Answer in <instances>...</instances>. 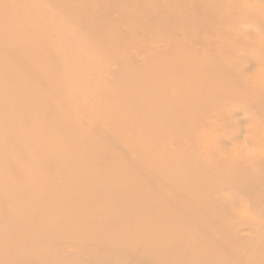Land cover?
<instances>
[{
  "label": "rangeland",
  "instance_id": "1",
  "mask_svg": "<svg viewBox=\"0 0 264 264\" xmlns=\"http://www.w3.org/2000/svg\"><path fill=\"white\" fill-rule=\"evenodd\" d=\"M207 59L224 61L250 84L235 103L207 113L178 114L175 104L190 78L199 81ZM253 83L259 85L257 96L264 98V0H0V264L157 263L140 240L159 230V223L171 226L163 216L173 206L153 197L148 205V193L143 191L147 195L140 199L130 183L148 186L141 175L135 176L146 172L170 192L174 188L166 176L173 174L180 153L201 158L211 171L225 172L215 183L206 177L210 200L216 197L224 209L218 207L221 211L214 214L210 205V217L202 223L216 235V228L224 230L226 253L218 260L215 242L208 260L199 264H264V110L244 101L254 92ZM160 107L165 111L158 113ZM133 114L148 117L155 128L154 116L168 117L171 125L142 142V133L128 128L127 116ZM179 119L185 126L180 130ZM241 143L260 154L247 155ZM233 148L238 156L230 154ZM122 149L138 157L135 167ZM238 176L252 180L245 183ZM125 194L132 200L113 203ZM121 209V214L128 209L129 214H120L124 218L118 216ZM242 209L248 214L241 215ZM114 210L113 221H118L112 224ZM184 213L174 215L181 221L175 228L188 225L181 227L190 236L182 238L186 250L193 242L202 246L205 241L190 232L192 218ZM196 220L203 218L196 214ZM162 226L164 234L184 233ZM76 230L82 234L78 238ZM190 249L196 252L194 246ZM174 253L159 264H185L196 256Z\"/></svg>",
  "mask_w": 264,
  "mask_h": 264
},
{
  "label": "bare ground",
  "instance_id": "2",
  "mask_svg": "<svg viewBox=\"0 0 264 264\" xmlns=\"http://www.w3.org/2000/svg\"><path fill=\"white\" fill-rule=\"evenodd\" d=\"M196 11V10H195ZM211 11H212V9H210V11H208V13H209V15H210V17L211 16H214L213 14H211ZM199 13V12H198ZM175 20H176V22L177 23H179V21H178V19H180V17H175L174 18ZM192 24V23H191ZM95 26V25H94ZM201 26V25H200ZM251 36V33L250 32H248L247 33V37L249 38ZM238 42H241L240 40L238 41ZM245 42H247V44L249 45V44H251L252 42H251V40L250 39H247V40H245ZM167 43V42H166ZM191 45V44H190ZM162 53V52H161ZM182 53V52H181ZM164 56V55H163ZM188 57V56H187ZM181 59V58H180ZM193 60V59H192ZM203 60V59H202ZM168 62V61H167ZM185 63V62H184ZM197 65H195L194 67H196ZM251 66V65H250ZM188 67V66H187ZM200 67V66H199ZM201 69L203 70V74L200 76V79H199V81H196V80H194L193 79V77L192 78H190L189 76H187V78L189 79L190 78V82H191V84L189 85V87L186 89V90H184L183 91V88L181 89V92H182V94H183V97H182V99H181V101H180V103L178 104H175L176 105V107H175V110L177 111V113L178 114H182V113H184V112H186V111H195V110H201L202 111V113L203 112H205V113H207L208 112V110L210 111V109L211 108H215V107H217V106H220V105H227V104H229L230 102H232V103H235V101H234V99H238L239 98V96L241 95V91L244 89V87L245 86H247V85H249L250 84V80L248 79V78H246V76H242L241 74H238L236 71H231L230 69H229V65H226L225 63H224V61H222V60H215V61H212V60H210V59H207L206 60V62L203 64V66L201 67ZM143 74H141V75H139V77H144V76H142ZM190 75V74H189ZM196 79V78H195ZM220 83V84H219ZM160 87V86H159ZM146 89V88H145ZM251 89H253L254 90V92L253 93H250L247 97H245L244 98V101H251V102H253L252 103V105L254 106V107H256V108H259V109H261V110H264V98H261V97H258L257 95H258V93H260V91H259V85H257V84H251ZM255 92H257L256 94H255ZM156 92H154V94H155ZM159 97H160V94H159ZM124 100V99H123ZM64 101V100H63ZM68 101V100H67ZM65 102V101H64ZM62 103V102H61ZM162 103H164V102H162ZM126 104V103H125ZM124 104V105H125ZM69 105V104H68ZM160 105H162L161 103H160V101H158V105L157 106H160ZM70 106V105H69ZM149 107V106H148ZM150 108H152V107H150ZM77 109V108H76ZM76 111V110H75ZM82 111V110H81ZM154 111L156 112V110L154 109ZM160 111H165V107H160L159 109H158V113H160ZM166 111H168V110H166ZM121 114V113H120ZM76 115V114H75ZM122 115V114H121ZM134 115V114H133ZM71 116V115H70ZM77 116V115H76ZM134 116H136V115H134ZM148 116H149V114H148ZM73 117V116H72ZM73 118H75L74 119V121H76L77 119H79V117L77 118V117H73ZM72 118V119H73ZM160 118V119H159ZM159 118H156L155 116H154V121H157L156 122V126H158L159 125V127H153L152 126V124L150 123L151 121L149 120V118L148 117H146V116H139V117H131V116H127V120L128 121H130V123L128 124V128H129V130H135V131H140L141 133H142V142L144 141V139H148L150 136H152V135H155L156 134V132L158 131V129L159 128H161V127H163L162 129H164V127H169L170 125H171V120H169L168 119V117H159ZM155 119H157V120H155ZM116 119L114 118V121H115ZM72 121V120H71ZM78 121V120H77ZM79 121H80V119H79ZM114 121H112V122H114ZM118 121V120H117ZM121 121H122V119H121ZM110 122V121H109ZM72 123V122H71ZM76 123H78V122H76ZM75 123V124H76ZM111 123V122H110ZM115 123H117V122H114V124ZM74 123H72V125H73ZM111 124H113V123H111ZM114 126V125H113ZM71 127V126H70ZM69 127V129H71ZM185 126H184V124L181 122V119H179L178 120V124H177V129H183ZM127 129V128H126ZM154 129V130H153ZM157 129V130H156ZM154 131V132H153ZM127 135H129L128 133H126ZM74 135H76V133L74 134ZM73 135V136H74ZM16 137V136H15ZM64 137H65V134H64ZM63 137V138H64ZM175 145V144H174ZM111 147V146H110ZM132 148V147H131ZM110 149V148H109ZM117 150V149H116ZM115 150V151H116ZM122 151L125 153V155L127 154L129 157L128 158H130L131 160H130V164H132V166H136V164L135 163H139V159H138V157H136V158H133L132 156H130V149H122ZM116 152H119L120 153V151L119 150H117ZM64 153H66V152H64ZM90 154H92V153H90ZM121 154H123V153H121ZM143 155V154H142ZM66 156V155H65ZM123 156V155H122ZM189 156V155H188ZM63 158V157H62ZM162 160V159H161ZM133 161H135V162H133ZM172 166H173V168H174V172H173V174L169 177V176H166V178H167V183L166 184H168L169 185V187L170 188H174V189H171V191L170 192H168V191H164V189H163V185H160L161 183L159 182V181H154V182H152L151 181V176H150V178L148 177V175L146 174V172L145 173H141V172H138V174L137 175H135V176H138V175H141L142 177H143V180L144 181H146V184H148V186H146V187H140L138 184H137V181L136 182H131L130 183V186H131V190L132 191H134V193L135 194H137V196L138 197H140V199L142 198L143 199V197H146V195L147 194H144V193H142L143 191H145V192H147L148 193V195H147V197L148 198H150V201H149V199H146L147 200V204L148 205H150V202H152L153 200H154V198H157V199H155V200H159L160 198L161 199H163V200H165V201H167L166 203H167V205H172L173 206V209H167V210H165V212L169 215V216H167L166 217V219H164V216H166V215H164L163 216V214H162V216H163V220H166V221H168L169 220V224L171 223V226H169V225H164V226H162L163 224H165V221H164V223L162 224H160L159 223V225H158V229L159 230H157V231H155L153 228H156V227H151V226H149V227H151L153 230L152 231H154L152 234H151V228H150V230H149V232H150V234L148 235V234H145L146 236H142L141 237V239L142 240H140L141 242H142V244H141V246L142 247H144V248H146V250L147 251H149V252H152V254H149L148 256H152L153 254L154 255H156V257H153L152 258V260H154V261H158L157 263H155V264H159V261L161 260L162 262H163V259H164V261H165V256H167V255H170V254H168V253H170V252H175L174 253V255L175 256H177V255H185L184 254V252L185 253H189V252H194L195 253V258L194 259H199V261H198V263L197 264H199V263H202V262H205V261H207L208 260V256H210V254H209V251H212L213 252V250H211V244H213V243H215L216 242V247L218 248V249H216L217 251H219V254H221V255H218V260H219V258L220 257H222V256H224L223 254L224 253H226V251L225 250H223L224 249V246L225 247H227L226 245H224L223 244V240H224V230H222V228L220 229V228H216L217 230L215 231V232H217V231H219V235H216V234H214V233H212V232H210L208 229H209V227H208V224H205V223H202V222H205L206 220H208L209 219V217H210V205L212 206V208L214 209V214H216L217 213V211H221L220 209H218V207L219 208H221V209H224V208H222L220 205H222L220 202H219V200L215 197L214 198V200L212 201V200H210L212 197L210 196V192H208L209 191V187L207 186V181H205L206 180V177H208V176H212L213 178H215V179H213V183H215V180H217V179H219V178H221V174H224L225 172L222 170L223 168H220L221 170H219V171H211L209 168H207L206 166H203V164H202V159L201 158H198V157H194V156H190V157H186L185 156V153H180L178 156H176V164H175V166L172 164ZM166 167V166H165ZM170 168H171V166H170ZM210 171V172H209ZM136 172V171H135ZM124 177V176H123ZM237 178H241L240 180L241 181H243V182H245V183H248V182H250L252 179H251V177H245V176H238ZM122 179V178H121ZM125 180V179H124ZM122 181H123V179H122ZM171 183H170V182ZM227 180H225V179H223L222 180V183H225ZM230 183V182H229ZM231 183H234V181L233 182H231ZM237 184V183H236ZM251 184V183H250ZM165 185V184H164ZM117 186V185H116ZM115 186V187H116ZM157 186V187H156ZM239 186V185H238ZM114 187V189H116ZM124 187H126V184H125V186ZM141 188V190L140 191H135L134 189H136V188H138V189H140ZM160 187V188H159ZM222 187H227V186H222ZM240 187V186H239ZM243 187V186H242ZM127 188H128V186H127ZM132 188H134V189H132ZM155 188V189H154ZM112 189H113V187H112ZM113 189V190H114ZM119 189V188H118ZM129 189H130V187H129ZM207 189H208V191H207ZM117 190V189H116ZM115 190V191H116ZM123 190H125V188L123 189ZM158 191L156 194L157 195H154L153 194V192L154 191ZM72 191V190H71ZM127 191H128V189H127ZM151 191H153L152 193H150ZM191 191H193V193H194V195H192L190 192ZM120 192V191H119ZM125 192V191H124ZM113 193H114V191H113ZM116 193H117V191H116ZM121 193V192H120ZM119 193V194H120ZM131 192H129V194H130ZM131 194L132 195V198H134V196H135V198H138V197H136V195L135 194ZM206 193V194H205ZM121 194H124L123 192L121 193ZM128 194V193H127ZM127 194H125L126 196H124V195H121V197L122 198H118L117 200H116V202H113V203H120V204H124V203H128L129 201L127 200V199H131V197L130 198H124V197H128V195ZM134 195V196H133ZM115 196V195H114ZM120 197V196H119ZM152 197H153V200H151L152 199ZM132 200V199H131ZM134 200V199H133ZM146 200H142V202H144L145 203V201ZM138 200H136V202H137ZM139 201H141V200H139ZM153 204V203H152ZM155 204V203H154ZM114 205V204H113ZM120 206V205H119ZM155 206V205H154ZM128 207V206H127ZM148 207V206H147ZM146 207V208H147ZM116 208V207H115ZM120 208H121V206H120ZM123 208H124V206H123ZM145 208V207H144ZM143 208V209H144ZM145 208V209H146ZM150 208H151V206H150ZM164 208V207H163ZM172 208V207H171ZM181 208L187 215H189L192 219H191V222H193V225H194V223H195V225L193 226L192 225V229H191V231L190 232H192V234H194L195 235V237L197 238V239H200V237L201 238H203V241H205L203 244H202V246H201V244L199 245L197 242H193L192 244H190V245H192L191 247H188V249L189 250H186L187 248V246H186V242H185V240L188 238L189 239V237H186L187 235L185 234V232L186 231H184L183 230V228H181V227H184L185 225H181V227L179 228V227H177V228H175V226H178L177 224L178 223H180L181 221H179L178 220V218H176L175 216L176 215H174V213L175 212H180V213H184L183 211H181V210H179V209ZM144 209V210H145ZM147 209H149V207L147 208ZM166 209V208H165ZM228 209H229V205H228ZM128 210V209H127ZM126 209L124 210V212L125 211H127ZM142 210V209H141ZM160 210V209H159ZM154 211V212H160V211ZM122 211V209L120 210V211H118L119 212V214H118V212H115V210L113 211V212H115V214L117 213L118 214V216H120L121 218H124V217H126V214L128 213L129 214V212H125L126 214L124 215V217H122L121 215H123V213L121 214L120 212ZM134 211H136V210H134ZM133 211V212H134ZM146 212H150V211H147V210H145ZM133 212H130L131 214L133 213ZM152 212V211H151ZM230 212V211H229ZM72 213H74V212H72ZM71 213V214H72ZM142 214H144V212L142 211L141 212ZM147 213V214H148ZM185 213H184V215H185ZM231 213H232V211H231ZM113 215V218H111V222H112V224H113V220H114V218H117V214L116 215ZM121 214V215H120ZM130 214V215H131ZM134 214V213H133ZM132 214V215H133ZM135 214L137 215V213L135 212ZM134 214V216H136ZM146 214V213H145ZM151 214V213H150ZM159 214V213H158ZM196 214H198L201 218H203V220H201V221H197L196 220ZM61 215V214H60ZM59 215V216H60ZM153 215V214H152ZM232 215V214H231ZM72 216V215H71ZM133 216V217H134ZM147 216V215H146ZM151 216V215H150ZM154 216V218H155V215H153ZM180 216V215H179ZM61 217V216H60ZM138 217V216H137ZM156 217H158L157 215H156ZM181 217V216H180ZM213 217V216H212ZM129 218H131L132 219V217L130 216ZM135 219H136V217H134ZM186 218V217H185ZM147 219H150V217L149 218H147ZM221 219H223V217H221ZM55 220V219H54ZM54 220H53V222H54ZM116 220L117 219H115V222L114 223H116ZM122 220V219H121ZM133 220V222L135 221L134 219H132ZM146 220V219H145ZM110 221V220H109ZM118 221V220H117ZM122 221H124V219L122 220ZM147 221V220H146ZM161 221V220H160ZM183 221H186L185 219L183 220ZM190 221V220H189ZM211 221H214V219L212 218L211 219ZM55 222H57V220H55ZM111 222H109V223H111ZM127 222H129V221H127ZM127 222H125L126 224H128L129 225V223H127ZM133 222H131L132 224H133ZM154 222H156V221H154ZM158 222V221H157ZM61 223V222H60ZM119 223H121L120 222V220H119ZM118 223V224H119ZM124 223V222H123ZM135 224H136V221L134 222ZM149 223H151V222H149ZM167 223V222H166ZM183 223V222H182ZM185 223V222H184ZM188 223V222H187ZM62 224H63V221H62ZM65 224H66V222H65ZM51 225H53V223H51ZM127 225V226H128ZM152 225V224H151ZM153 225H157V224H153ZM98 226V225H97ZM130 226V225H129ZM134 226V229H135V225H132V227ZM160 226H162L161 228H163V227H165V228H168V226L170 227V228H174V229H177V231L178 232H176V230L175 231H173V232H176L177 234L179 233V231L182 233L183 231H184V233L183 234H180V235H176V234H174L173 233V235L172 234H168V233H166V234H164L163 232H161V231H164L165 229H160ZM68 227H72V225L70 226V224H69V226ZM125 227V226H124ZM132 227H131V229H132ZM186 228H188V225L187 226H185ZM189 227H191L190 225H189ZM95 228V226L93 227V228H91V229H94ZM145 228V227H144ZM214 228V227H213ZM77 229V228H76ZM90 229V230H91ZM97 229H98V227H97ZM108 228L106 227V230H107ZM111 229V228H110ZM125 229V228H124ZM123 229V230H124ZM126 229H128V227L126 228ZM139 229H140V227H139ZM143 229V228H142ZM172 229H169V232L170 231H172ZM173 229V230H174ZM181 229V230H180ZM66 230V229H65ZM64 230V231H65ZM68 230H69V228H68ZM70 230H72L73 231V229L72 228H70ZM69 230V231H70ZM80 230V229H79ZM78 230V231H79ZM99 230H100V228H99ZM109 230V229H108ZM107 230V232H109ZM130 230V229H129ZM133 230V229H132ZM131 230V231H132ZM161 230V231H160ZM183 230V231H182ZM214 230V229H213ZM72 231L70 232L71 233V235H74V234H72ZM119 231H121L120 229H119ZM118 231V232H119ZM139 231H141V230H139ZM143 231V230H142ZM166 231V230H165ZM76 232H77V230L74 232L75 234H76ZM123 232V231H122ZM137 232V231H136ZM145 232V231H144ZM147 232V231H146ZM149 232H147V233H149ZM167 232V231H166ZM66 234H68V231L67 232H65ZM143 233V232H142ZM172 233V232H171ZM187 234L189 233L188 232V229H187V232H186ZM62 234H64V232L62 233ZM61 233H60V235H62ZM78 235H80L79 233H77ZM77 234L75 235L77 238H78V236H77ZM103 234H105V233H103ZM103 234H102V236H103ZM108 234H110V232L108 233ZM119 234V233H118ZM130 234H132V233H130ZM130 234H125V235H130ZM169 236H168V235ZM42 235H44V234H42ZM82 235V234H81ZM80 235V236H81ZM119 235H121V234H119ZM135 235V234H134ZM139 235H140V233H139ZM138 234H137V236H139ZM143 235H144V233H143ZM166 235V236H165ZM170 235H172L171 237H170ZM176 235V236H175ZM86 236V235H85ZM99 236H100V234H99ZM108 236H110V235H108ZM107 236V237H108ZM118 236V235H117ZM136 236V237H137ZM45 237V236H44ZM67 238H68V236H66ZM105 237V236H104ZM104 237H103V239H104ZM126 238H124V240L125 239H128L127 238V236H125ZM129 237V236H128ZM133 237V236H132ZM131 237V238H132ZM166 237H169L168 239H166ZM184 237H186V239L185 240H182V238H184ZM192 237V236H191ZM85 238V237H84ZM86 238H88V236L86 237ZM99 238V237H98ZM106 238V237H105ZM108 238H110V237H108ZM108 238L106 239V240H108ZM112 238V237H111ZM110 238V239H111ZM114 238V237H113ZM121 238V237H120ZM138 238V237H137ZM89 239V238H88ZM102 239V240H103ZM109 239V240H110ZM140 239V238H139ZM194 239V238H193ZM81 240H84V239H81ZM90 240V239H89ZM96 240V239H95ZM111 240H113V239H111ZM166 240V241H165ZM79 241V240H78ZM97 241H98V239H97ZM101 241V240H100ZM117 241H119V240H117ZM122 241H123V237H122ZM182 241H184L185 243H183ZM6 241H4V243H5ZM83 242V241H82ZM105 242V241H104ZM113 242H116L115 241V238H114V240H113ZM113 242H111L110 241V243L111 244H113ZM124 242H127L126 240L124 241ZM79 243V242H78ZM89 243V242H88ZM94 245H95V243L94 242H92ZM118 243V242H117ZM119 243H120V241H119ZM131 243V242H130ZM35 244H36V241H35ZM77 244V243H76ZM87 244V243H86ZM91 244V243H90ZM89 244V245H90ZM97 245H98V243H96ZM127 243H124V245H126ZM187 244H188V242H187ZM196 244V245H195ZM94 245H92V246H94ZM116 245V244H115ZM130 245L131 244H129V246H127V247H130ZM133 245V244H132ZM131 245V246H132ZM139 245H140V243H139ZM182 245V246H181ZM190 245H188V246H190ZM104 246V247H103ZM108 246V245H107ZM106 245H102V248H106L107 247ZM112 245H110L109 247H111ZM122 246V245H121ZM194 246V250H196V252L195 251H192L190 248H192ZM201 246V247H200ZM185 247V248H184ZM33 248V247H32ZM31 248V249H32ZM85 249L86 248H89L88 247V244H87V247H84ZM83 248V253H85L84 252V249ZM99 248V247H98ZM115 249H116V247H114ZM131 248V247H130ZM133 249H135L134 247H132ZM131 248V249H132ZM2 249V248H1ZM28 249V248H27ZM77 249H78V247H77ZM123 249V248H122ZM126 249V246H125V248H124V250ZM129 249V248H128ZM128 249H126V252H127V250ZM130 249V250H131ZM132 249V250H133ZM198 249H200V250H198ZM89 250H90V248H89ZM93 250V249H92ZM101 250V249H100ZM111 250H112V248H111ZM145 250V251H146ZM80 251V250H79ZM94 251H96V249L94 250ZM101 251H103V250H101ZM109 252H111V251H109ZM119 252V251H118ZM134 252V251H133ZM182 252V253H181ZM202 252L204 253V254H202ZM34 253V252H33ZM75 253H76V251H75ZM98 253V252H97ZM96 252H95V254L94 255H96L97 254ZM100 253V252H99ZM116 253V252H115ZM114 253V254H115ZM137 253V252H136ZM139 253V252H138ZM26 254V253H25ZM32 254V253H31ZM121 254V253H120ZM134 254V253H133ZM23 255V254H22ZM29 255V254H28ZM27 255V261H28V256ZM42 255V254H41ZM81 255V254H80ZM90 254L88 253V256H89ZM93 255V256H94ZM98 255V254H97ZM96 255V256H97ZM118 255H119V253H118ZM136 255V254H135ZM188 255H191V253L190 254H188ZM193 255V254H192ZM37 256H39L38 254H37ZM91 256V255H90ZM92 256V257H93ZM147 256V257H148ZM171 256V258H174V256L171 254L170 255ZM19 257V256H18ZM41 257H43L44 258V256H41ZM41 257H39V258H41ZM113 257V256H112ZM120 257V256H119ZM141 257H142V255H141ZM145 257V256H144ZM187 257V256H186ZM94 258V257H93ZM104 258V257H103ZM167 258V257H166ZM26 259H24L25 261H26ZM30 259H33L32 257H30ZM37 259V263H38V258H36ZM74 259H76L75 257H74ZM79 259V258H78ZM98 260V261H100L98 258H95V260ZM102 259V258H101ZM109 259H113V258H109ZM118 259V257L115 259V261ZM147 260H149L148 258H146ZM170 259V258H169ZM169 259H167V260H169ZM183 259V258H182ZM185 259V258H184ZM183 259V260H184ZM188 259V258H187ZM186 259V260H187ZM192 257L191 258H189V260L187 261V262H185V264H194V259H192ZM23 260V259H22ZM94 260V259H93ZM102 260H104V259H102ZM108 260V258H106V261ZM110 260V261H111ZM182 260V261H183ZM72 261V260H71ZM97 261V262H98ZM105 261V260H104ZM104 261H103V263H104ZM109 261V260H108ZM169 261H171V260H169ZM19 262V261H18ZM22 261H20V263H21ZM31 263H32V261H30ZM92 262V261H91ZM96 261H94V263H95ZM102 261H100V263H101ZM116 262H118V260L116 261ZM140 262H144V261H139V264H140ZM166 262V261H165ZM172 263H173V261H171ZM181 262V261H180ZM27 263H29V261L27 262ZM102 263V264H103ZM21 264H25V263H21ZM30 264V263H29ZM97 264V263H96ZM150 264H151V262H150ZM163 264V263H162ZM167 264V263H166ZM168 264H169V262H168ZM173 264H175V262L173 263Z\"/></svg>",
  "mask_w": 264,
  "mask_h": 264
},
{
  "label": "clouds",
  "instance_id": "3",
  "mask_svg": "<svg viewBox=\"0 0 264 264\" xmlns=\"http://www.w3.org/2000/svg\"><path fill=\"white\" fill-rule=\"evenodd\" d=\"M240 148H242L247 155L249 156H256L258 154H260L259 149H256L254 147H249L248 145H246L245 143H241L240 144ZM232 156H238L239 155V151H237L235 148H233L232 152L230 153ZM248 214V210L247 209H242L241 210V215H247Z\"/></svg>",
  "mask_w": 264,
  "mask_h": 264
}]
</instances>
